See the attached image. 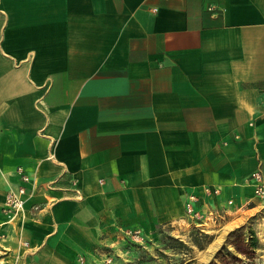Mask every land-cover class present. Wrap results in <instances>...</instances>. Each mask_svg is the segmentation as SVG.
I'll use <instances>...</instances> for the list:
<instances>
[{"label": "crops", "instance_id": "crops-1", "mask_svg": "<svg viewBox=\"0 0 264 264\" xmlns=\"http://www.w3.org/2000/svg\"><path fill=\"white\" fill-rule=\"evenodd\" d=\"M19 167L27 200L6 222ZM256 169L264 0H0L6 257L82 264L123 230L184 220L191 194L246 204Z\"/></svg>", "mask_w": 264, "mask_h": 264}, {"label": "rangeland", "instance_id": "rangeland-1", "mask_svg": "<svg viewBox=\"0 0 264 264\" xmlns=\"http://www.w3.org/2000/svg\"><path fill=\"white\" fill-rule=\"evenodd\" d=\"M210 209H203V218L186 214L173 224L123 230L80 260L82 264H264V203L253 197L246 204L234 200ZM2 248L0 243V264H30L20 253L6 257Z\"/></svg>", "mask_w": 264, "mask_h": 264}, {"label": "built area", "instance_id": "built-area-1", "mask_svg": "<svg viewBox=\"0 0 264 264\" xmlns=\"http://www.w3.org/2000/svg\"><path fill=\"white\" fill-rule=\"evenodd\" d=\"M18 174L21 178V184L16 189H10L5 198L2 210L7 216L6 222L10 221L25 208L26 195L28 194L27 182L30 181L29 175L23 170L22 167L18 168ZM242 185L246 186L252 193L253 197L258 198L264 203V173L260 169L253 170L244 176ZM206 191L211 192V188L207 187ZM218 192L219 190H215ZM199 196L197 194H191L186 202V214L193 218H203L204 210L198 206L196 202L199 201ZM227 202L232 204L234 200L228 198ZM211 211V210H210ZM212 212V211H211ZM213 214V212H212ZM1 225V224H0ZM140 231L137 230V234ZM5 234L0 232V238L4 237ZM28 242H26L27 244Z\"/></svg>", "mask_w": 264, "mask_h": 264}]
</instances>
